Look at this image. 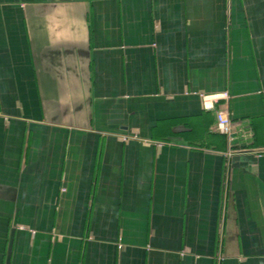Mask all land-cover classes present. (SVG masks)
Segmentation results:
<instances>
[{
	"label": "crops",
	"instance_id": "obj_1",
	"mask_svg": "<svg viewBox=\"0 0 264 264\" xmlns=\"http://www.w3.org/2000/svg\"><path fill=\"white\" fill-rule=\"evenodd\" d=\"M0 264H264V0H0Z\"/></svg>",
	"mask_w": 264,
	"mask_h": 264
},
{
	"label": "built area",
	"instance_id": "obj_2",
	"mask_svg": "<svg viewBox=\"0 0 264 264\" xmlns=\"http://www.w3.org/2000/svg\"><path fill=\"white\" fill-rule=\"evenodd\" d=\"M199 97L202 99L203 106L206 110H215L216 113V127L220 134L229 137L231 140L235 138L233 121L231 116L228 114L227 110L224 107H216L215 103L218 102V96H208L205 94H199ZM222 99H227L229 96L227 93L219 96ZM240 138L244 139L249 137V134L246 132H240L238 135ZM238 137V138H239ZM127 140V138H123ZM242 150L229 152V155L236 154V152H241Z\"/></svg>",
	"mask_w": 264,
	"mask_h": 264
}]
</instances>
